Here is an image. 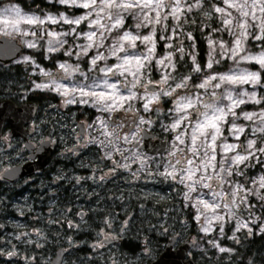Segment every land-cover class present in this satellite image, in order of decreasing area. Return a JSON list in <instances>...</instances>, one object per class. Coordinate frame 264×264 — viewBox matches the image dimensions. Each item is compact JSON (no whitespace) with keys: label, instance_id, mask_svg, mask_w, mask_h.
I'll list each match as a JSON object with an SVG mask.
<instances>
[{"label":"rangeland","instance_id":"374dc122","mask_svg":"<svg viewBox=\"0 0 264 264\" xmlns=\"http://www.w3.org/2000/svg\"><path fill=\"white\" fill-rule=\"evenodd\" d=\"M39 1H44L45 4L50 2L56 7L62 6L66 9H48ZM208 1L211 4L210 10L208 9V11L200 14ZM79 2L82 3L83 0H79ZM172 3L173 0H166V6L161 11V22L158 24H149L147 27L142 24L139 29H136L135 25L141 23L143 15L135 18L129 13H124L123 27L113 28L108 32L105 29L90 28L88 26L90 20L97 18L98 7L88 21H84L77 26L64 23L59 18L64 16L69 19H76L86 15L92 9H84L72 4H61L59 0H0V12L18 8L23 16H37L45 20L42 25H29L21 22L19 31H16L10 25L0 22V35L17 37L23 44V52L13 63L18 68L21 65L28 72L25 81L15 82V86L18 85L20 88L9 89L7 91L8 94L17 97L19 100H27L30 95H33L32 92L40 91L54 94L56 100L40 102V109L45 114H48L46 110L50 109L48 119L58 114L59 117L52 128L61 130L64 138H72L74 140V143L69 146L70 148L75 144L82 143L84 138L79 136L77 123L69 122L68 116L73 119L75 118L76 110L93 109L96 114L94 122L88 123L86 130L88 145L91 143L101 146L106 145V156H111L113 150L116 154L123 156L121 161L119 158L117 159L115 167H111L108 174L104 176L105 180H102L101 176H97L95 172H92L91 176L87 177L74 176L75 184L74 182L71 183L73 180L68 177L57 176V178L47 181H34L36 180L34 178L24 181V185L29 184L32 191L25 190V194L19 197L20 199L17 198L14 203H10L11 198H9L8 194L4 195L7 201L4 209L14 210L18 216L12 217L10 215L6 217L8 219L6 222L12 226V232L5 235V219H0V231L3 232L2 237L0 233V238L2 242L8 244L7 249L3 251V255L11 256L12 254L20 253L18 246L23 243L36 244L39 248L53 244L48 242H51L56 236L59 229L58 226L72 227L75 224L77 225L76 229L79 231L92 232L93 239L89 241L91 250L98 256L104 255L109 260V264H152L161 253H158V251L160 249L163 251L168 239L173 236H178L182 240L191 238L195 242L190 250V256L196 262L199 259L200 264H226L234 256L235 249L231 246L232 243L239 245L245 242L248 237L250 238L254 235L262 236L264 239V231H261V229H264V200L260 199V196L264 195V189L259 188L260 177L264 176V163H261V161H264V153L256 151L255 155L260 160L250 157L243 164L238 166L231 165L233 173L231 176L221 170L229 168V163L222 159L224 156L230 158L236 154L247 155L249 151L264 147V132L253 131L255 128L264 127L260 120V114L264 112V107L260 106L262 95H264V85L262 84L260 70L264 69V67H261L256 61L239 60V56H256L264 52V32L261 31V28L264 27V13L256 10L255 15L259 19H252L251 16L241 17L236 9L227 8V5L222 0H199L198 6L197 0H181V8L184 11L177 19L169 15L171 10L169 5ZM188 5H193L191 11L187 10ZM215 7H224L231 12V17L225 18L232 19V29L235 35L230 34L228 29L225 28L221 19L222 14L216 13ZM248 10L252 11V9ZM111 11L113 12L112 20L107 19L105 13H101V16L104 17L101 23L106 26H110L114 22L115 10ZM145 11L151 17H155L154 12ZM48 16L57 19L59 22L52 23L48 21ZM165 16H167V19L163 18ZM14 19H16L14 15L9 16L10 21ZM244 20H247L249 25L248 36L246 39H242L243 51L236 58V60H239L237 64L236 60H233L230 56L222 55L219 42H223L228 49L233 48L234 41L241 32L238 24ZM72 28H76V32L71 35L61 36L60 40L65 41V43L62 46L56 44L58 50L49 52L48 48L52 46L49 44L52 39L49 33H68L71 32ZM89 31H97L98 37L99 33L103 31L106 38L102 41L101 47H93L85 55L81 46L87 45L89 42L83 33ZM125 31L131 32L133 35L138 34L141 37L153 34L155 41L154 58L151 64L142 70L141 82L133 89L137 94V98L126 102L123 108L115 110H123L128 112L127 114L133 112L135 115H139L135 125L131 127L129 125L126 131H122V126L120 127L119 124L111 122V115L115 111H101L98 105L91 103V98H82L77 95L75 97L76 103L66 104L65 101L71 99V96L64 97L51 87H36L37 84L51 85L53 78L57 83L66 84L69 87L78 86V82L83 85H91L94 82L93 78H96L95 82L99 83L104 78L103 73L100 72L101 68L111 67L121 62L116 57L111 56L110 47ZM24 32H27L28 35H23ZM196 32L200 33V37L205 41V67H202L199 62ZM32 33H35V35ZM257 36L261 38L255 39ZM161 37H164V39H161ZM169 37H172V39H169ZM209 40L217 43L214 45L210 44ZM136 43L137 49L132 51L138 53L146 51L148 46L141 44L140 41ZM29 44H35L36 46L29 47ZM169 44L171 47H168ZM180 48H183V53L178 51ZM169 52L172 53L174 68H164L157 63L159 59L166 57ZM99 53H103L107 59L98 61L95 68H93L91 60ZM54 55L59 58L53 59ZM119 55L123 56L124 53ZM26 57L29 59L25 60ZM38 58H45L46 61L50 62V66L42 65L39 63ZM187 60L191 64V68L183 74L181 70L188 64L186 63ZM216 61H219V63ZM209 62L212 63L211 68L207 67ZM62 63L71 65L72 68H78L79 71L71 72L67 79H62V77L67 75L59 68ZM167 63L168 61L165 60V64ZM196 65L200 67L199 72L194 71ZM237 68L258 73L260 82L255 85L251 83L243 85L221 84L220 88H215V84L220 83V81L210 80L206 89L199 88V85L204 83L205 80H209L210 77L231 74ZM11 71V68H9V74ZM44 72L49 73V76H45ZM169 72L171 77L175 78L174 80L170 78L168 81V84L173 87L175 83L181 82L185 77H189L187 87L177 89L170 97L162 94L163 91H170L168 84L160 85L157 83L162 76ZM85 75L88 77L87 80L84 79ZM5 76L7 75H4L3 78ZM107 79L110 83L118 80L124 81V77L116 75H109ZM127 79L132 81L133 77L128 75ZM148 81H152L148 86L157 84L161 88L153 90L143 87L142 85ZM7 84L10 85L9 83ZM118 87H120L119 83ZM261 88H263V93ZM96 90H103V85ZM229 91L232 92L234 98H243L246 103L234 109L236 116L229 115L221 125L223 135L216 141L214 153L216 159L213 161L215 168L208 167L207 171H205L207 158L204 156V151L202 150L199 156H195L190 151L192 145L188 134L190 132L189 127L184 123L175 129L171 127L180 115L175 112V100L177 97L195 93L202 95L203 100L207 103L212 100L208 93L215 92L217 96L222 94L226 96ZM121 92L127 94L123 88H121ZM153 92L161 93L159 100L152 102L149 108L145 110L143 105L148 102ZM243 92H247L249 95L255 93L256 100L259 103L256 100H249L247 96L239 97V94ZM81 99H88L89 103H80ZM217 103L220 106H226L230 104V101L223 99ZM201 111H203V108H201ZM242 113H254V119L251 121L246 120L243 118ZM103 114L107 116H103ZM101 120L105 122L106 128L101 127ZM141 121H144V123H141ZM232 123L245 129L243 133L239 134L238 139L236 135L230 132ZM144 127L152 130L156 135H162L168 141L166 153L151 157V155L146 154L135 146L136 142L142 141L141 129ZM106 133H111V136L106 135ZM177 136H181L184 143L177 141ZM249 140L256 141L254 149H247L246 146ZM109 141H112V143L109 144ZM6 142L7 139L2 143L1 148L2 150L8 149L10 151L12 145L6 146ZM225 143L235 144L238 147L234 151L224 153L222 145ZM19 151H21V154H17L18 157L13 154L10 156L7 152L3 153V157H0V164H4L3 160L8 159L7 164L10 165L12 161L16 162L17 159L21 160L28 157L27 149L20 148ZM209 155H212V153L209 152ZM188 160H193L194 163L189 165ZM134 164L136 166L134 168L131 167ZM124 165H128V167H124ZM89 166L87 165V167ZM187 169H199V171H196L193 181L185 180L182 183L181 178L186 175L185 170ZM169 172H173L176 178L173 179L167 176ZM162 173L164 175H161ZM202 176L205 177L204 180L200 183H194ZM208 176L212 178L206 179ZM25 177L30 176L27 175ZM85 180H90L94 186L105 188L110 193V196L107 195V192L106 194H99L100 191L97 187H95L97 188L95 190L92 189V194H87L85 186L81 188L77 186L78 183L80 184ZM253 181H256V183ZM205 183L210 184L211 188L203 187ZM57 184H62V186L57 189ZM189 184H193L195 191L190 192ZM67 185H70L72 193L69 197H67L69 194H65L64 189ZM240 185H243V190H240L237 195H233L234 190L239 188ZM17 189L18 186L15 187V190ZM61 189L63 197L59 193ZM249 189L251 194L247 191ZM34 190L39 191L34 195ZM214 192L222 193L215 201L221 207L215 212L208 211L206 214L200 215L197 207H200L201 212H203V208L196 205L197 199L202 198L212 202L211 194ZM65 198L66 201L64 200ZM244 198H246V202ZM233 200H235V205H233ZM225 204L229 205L231 212L229 208L224 207ZM82 210H85L87 220L81 219L79 212ZM24 212L26 214H23ZM2 213L0 211V214ZM190 215L193 222L189 218ZM197 215H200L199 220L195 219ZM217 215L223 216L224 219H213ZM209 221H211L210 224ZM93 222L98 225L92 227L94 225ZM241 222L247 223L251 232L248 231V228H240L239 231H236ZM204 227H210L211 230L205 233L202 231ZM221 228L223 231H221ZM51 235L52 237H49ZM76 235L77 233H73V235L65 236L66 245L74 246ZM128 237L141 241L143 248L137 255L122 252L119 245L117 246L119 242H105L114 238H119L122 241ZM59 244L63 245L62 243ZM217 245L229 249V251L220 252ZM93 257L94 254L91 258ZM253 257L256 261L253 259L247 264H260L258 255ZM261 257L259 255V258ZM22 258L24 261L29 260V258H25V255Z\"/></svg>","mask_w":264,"mask_h":264},{"label":"snow or ice","instance_id":"6c2138e0","mask_svg":"<svg viewBox=\"0 0 264 264\" xmlns=\"http://www.w3.org/2000/svg\"><path fill=\"white\" fill-rule=\"evenodd\" d=\"M61 4H72L79 7H82L84 9H92V11H89L86 15H82L79 18L76 19H69L64 16H61L59 19L60 21H63L64 23L72 24V25H80L84 21H88L89 17L93 15V12L96 11V8H99V11L96 12L95 19L90 20L89 27L90 28H98V29H105L106 31L110 32L113 28H121L124 25V13H129L135 18H139L141 15H143V19L141 20V23H137L135 25L136 29H139L141 25L143 24L145 27H147L149 24L153 23H160L161 22V11L166 6V0H83L82 3L79 2V0H59ZM222 2L227 5V8L236 9L237 12L241 17H249L251 16L252 19H259L255 15L256 10H258L261 13H264V0H222ZM199 4V0H197V6ZM170 12L169 15L179 19V15L182 14L184 9L181 8V0H173V3L169 5ZM193 5H188L187 10L191 11ZM227 8L224 7H215V12L222 14L221 19L226 29H228L229 33L232 35H235V32L232 29V19L225 18V17H231V12L227 10ZM248 9H252L250 12ZM111 10H115V19L114 22L110 26H106L105 24L101 23V20L104 18L101 16V13H105L107 16V19L112 20L113 19V12ZM138 10V11H137ZM145 10H150L151 12L155 13V17H151L149 13ZM14 15L16 19L9 20V16ZM164 19H167V16L163 17ZM48 21H51L52 23H57V19L48 16ZM0 22H2L5 25H10L13 27L16 31H19V24L21 22L27 23L29 25H35V24H44L45 20L41 19L37 16H23L18 8H12L8 10H4L3 12H0ZM238 27L241 29V32L236 37L234 41V47L231 49H228L225 47L223 42H219V46L222 49V55L230 56L233 60H236V58L239 56L240 52L243 51L242 47V39H246L248 36V28L249 25L247 23V20H244L243 22H240L238 24ZM215 31V29H214ZM261 31L264 32V27L261 28ZM76 32V28H72L71 32L68 33H55L50 32L49 35L52 37V39L49 41V44L52 45L48 48L49 52L57 51L58 48L56 47V44H60L62 46L65 41H61L60 37L63 35H71L72 33ZM35 35V33H32ZM23 35H28L27 32H24ZM84 37L89 42L87 45L81 46L83 54L87 55L89 49H92L93 47L99 48L102 46V41L106 38L104 35V32L101 31L99 33V37L97 36V31H89L86 33H83ZM189 38L191 39V36L189 34ZM261 37L257 36L255 39H260ZM161 39H164V37H161ZM169 39H172V37H169ZM137 41H140L141 44H144L148 46L146 48V51L143 53H138L136 51L137 49ZM210 44H216L217 42L209 40ZM29 47H35V44H29ZM168 47H171L169 44ZM154 49H155V41L153 34H149L147 36H140V35H133L131 32L125 31L122 36H120L113 45L110 47V54L113 57H116L121 62L118 64H115L111 67H105L101 68L100 72L103 73L104 78L99 82L96 83V78H93V83L91 85H83L82 83L78 82V86H72L69 87L66 84L57 83L56 80L53 78L51 85L50 84H37V88H49L51 87L54 91L61 94L64 97L71 96V99H67L65 101L66 104L76 103V96L79 95L80 97H88L91 98V103L93 105H98L99 109L101 111H115L119 108H123L124 104L128 101L134 100L137 98L136 92L133 91L134 88L137 87L138 84L141 82V76L143 75L142 70L145 69L148 65L151 64L153 58H154ZM181 53H183V48L178 49ZM120 53H124L123 56L119 55ZM70 54V53H69ZM29 58H25V60H28ZM107 57L104 56L103 53L97 54L92 60L91 64L93 68L97 65L98 61L106 60ZM165 60L168 61L167 64H165ZM194 60V57H193ZM239 60H252L256 61L260 64L261 67H264V52H261L259 55L256 56H239ZM239 60H236L237 64L239 63ZM219 63V61H216ZM157 63L164 68L172 67L174 68V65L172 64V53L169 52L168 55L162 59H159ZM207 67L211 68L212 63L209 62ZM59 68L63 70L67 75L65 77H62V79H67L68 76L71 75V72H77L79 71L78 68H72L71 65L66 64H60ZM194 71L199 72L200 67L199 65H196L194 68ZM45 76H49V73L44 72ZM109 75H116L118 77H124V81H117L110 83L107 77ZM131 75L133 77L132 81H129L127 79V76ZM174 77H171V73L162 76L161 80L158 81L160 85H166L168 84L169 79ZM84 79L87 80L88 77L85 75ZM189 77L183 78L181 82L175 83V86L168 84V87L170 88V91H163L162 94L164 96H172V93L175 92L177 89L185 88L187 87V80ZM210 80H219L220 83L215 84V88H220L221 84H229V85H243L251 83L253 85L258 84L260 82L259 74L256 72H249L246 70L241 69H235L231 74H222L219 76H212L209 78V80H205L204 83L199 85V88L206 89L208 87V84ZM118 83L120 84V87H118ZM152 81H148L146 84L142 85L143 87L147 88L148 84H151ZM101 85H103V90L97 91L96 89H100ZM121 88H123L127 94H124L121 92ZM161 93L153 92L151 94L150 99L147 103L143 105L144 109L147 110L149 108V105L159 100V96ZM212 100L210 102H205L202 98V95L198 94H192V95H186L183 97H177L175 100V112L179 115V118L176 120L175 123L172 124V128L175 129L179 127L182 123L186 124L190 132L188 133L190 136V143L191 148L190 151L195 155L199 156L200 152L204 151V156L207 158V163L205 164V171H207L208 167L215 168V165L213 164V161H215V148H216V141L219 137L223 135L221 131V125L225 122L226 118L229 115H232L233 117L236 116V112L234 109L238 108L240 105L245 104L246 100L243 98H234L232 95V92H227L225 95L217 96L215 92L208 93ZM247 96L249 100H256L255 93L248 94L247 92H243L239 94V97ZM223 99H227L230 101V104L226 106H220L218 101H222ZM80 103H89L88 99H81L79 101ZM257 103H259L258 100H256ZM201 108H203V111H201ZM243 118L246 120H253L255 114L254 113H242ZM260 120L261 123L264 124V112L260 114ZM141 123H144V121H141ZM100 125L103 128H106V124L104 121H100ZM91 127V126H89ZM245 131L244 127L239 126L235 123H232L230 132L234 135H236V138H239V134L243 133ZM254 132H264V127H259L253 129ZM106 135L111 136V133H106ZM125 139H127L125 137ZM176 140L180 143H184V141L181 139V136H177ZM109 144L112 143V141L108 142ZM256 141L255 140H249L247 142V149H254L255 148ZM238 145L235 144H223L222 149L224 153H227L229 151H234ZM256 151L260 153H264V147H261L259 149H255V151H249L247 155H240L236 154L230 158L227 156H224L222 159L225 162L229 163V168L227 169H221L222 171L227 172L228 176H231L232 170L231 165H240L243 164L246 160H248L250 157H255L257 160H260L259 157H256L255 153ZM209 152L212 153V155H209ZM179 163V161H178ZM193 160H188V164H193ZM204 163V161H202ZM261 163H264V161H261ZM124 167H128V165H124ZM186 175L181 178V182L183 183L185 180L187 181H193L196 171H199V169L193 170V169H187ZM161 175H164L163 173ZM219 175V173H217ZM167 176L172 177L173 179L176 178L175 174L173 172L167 173ZM211 176L206 177V179H211ZM103 179V177H101ZM205 177H200L199 180H196L194 183H200L202 180H204ZM223 179V178H221ZM256 183V181H253ZM190 192L195 191V188L193 184L188 185ZM205 188H211L210 184L205 183L203 185ZM259 188L264 189V176L260 177L259 180ZM240 190H243V185H240L239 188L235 189L233 192V195H237ZM251 194V190H247ZM212 195V202H209L208 200L198 198L196 201V205L202 206L203 212L200 211V207H197L198 213L200 215L206 214L208 211H213L219 209L221 205L216 201L217 197H220L222 193L214 192ZM261 200H264V195L260 196ZM244 201L246 202V198H244ZM233 205H235V200H233ZM225 208H229V211L231 212V209L228 204L224 205ZM200 215H197L195 219L199 220ZM213 219L216 220H223V216H214ZM211 221H209V224ZM72 226V225H70ZM240 228H248V224L241 222L239 226L237 227L236 231H239ZM211 229L210 227H204L202 231L205 233L209 232ZM221 231L223 229L221 228ZM248 231L251 232V229L248 228ZM261 231H264V229H261ZM217 247H219L217 245ZM220 252H226L229 251V249L219 247Z\"/></svg>","mask_w":264,"mask_h":264},{"label":"flooded vegetation","instance_id":"af4514ba","mask_svg":"<svg viewBox=\"0 0 264 264\" xmlns=\"http://www.w3.org/2000/svg\"><path fill=\"white\" fill-rule=\"evenodd\" d=\"M14 61L6 64H0V103L3 100L6 99H12L15 103L18 105H22L24 103H27L31 100H19L17 97L13 95L8 94V90L11 89H18L20 86H15V83H12L8 85L5 80H1V78L8 74L9 68H13L16 65L13 63ZM14 98L16 101L14 100ZM36 105H38V109L36 111L35 116L33 117L32 121L25 126L26 130H31V132H27L25 135H19V136H12L11 133V125L9 122H5L3 125L2 130V136L0 137V157H3V153L7 152L8 155L12 156L15 155L18 157L17 154H21V151H19L20 148H25L28 151V157L26 159H17L16 162L10 163V165L7 164V160H3L5 162L4 164H0V211L3 212L5 209V206L7 204V201L4 198V195L8 194L9 198H11L10 203H14L17 198L22 197L23 194H25V190H31L30 185L25 184V180H31L36 179L34 181L38 180H51L52 178L59 177H68L72 179L71 183L74 182L75 184V178L74 176L80 175V176H91L92 172L97 173V176L103 177L102 180H105L104 176L108 174V171L111 167H115L116 161L119 158L123 159V156H120V154H116V152L113 150L111 156H106L105 150L106 145L101 146L99 144H93L91 143L88 145V139L86 137V130L88 123L94 122L95 117V111L93 109L85 108V110L77 111L75 118H69V122L77 123L78 125V132L79 136L81 138H84L82 143L75 144L69 147L74 143V140L72 138L66 139L62 136L61 130H55L52 128L54 122L58 119V114H55L52 116V118L48 119L49 110H46L48 114L44 113V111H41L40 103H36L32 101ZM141 112V111H140ZM128 112H124L123 110L115 111L111 115V122L114 124H119V126H122V131H126V129L135 125L137 122L139 115H135L133 112H130V114H127ZM70 115V114H67ZM103 116H107L106 114H103ZM146 128V127H144ZM141 129V130H144ZM152 131V130H150ZM143 132V131H142ZM154 134V133H153ZM143 136V135H142ZM155 138L163 137L154 134ZM143 138V137H142ZM7 139V142L5 143L6 146H11V150L8 149L2 150L1 145L4 143V140ZM65 141V142H62ZM53 145V151L49 157V160L45 166H43L41 169H37L30 177H20L15 179L14 181H7L9 178L8 172L11 169H16L28 162L37 160L39 158L41 147L51 146ZM144 140L142 139L141 142H136L135 146L139 147L141 150H143L146 154L151 155V157L155 155H160L162 153L158 154H152L150 152H147L143 149ZM70 148V150H68ZM168 150V149H167ZM71 151V152H70ZM165 151L164 153H166ZM1 162V161H0ZM87 165H90L87 167ZM136 164L132 165L131 167H135ZM96 167V168H95ZM120 169V167H118ZM121 170V169H120ZM123 171V170H121ZM7 179V180H6ZM101 185V182H100ZM18 186V189L15 190V187ZM62 184H57V189L60 188ZM78 188H81L82 186H85L87 194H92V189H99V194H106L110 196V193L105 189L98 187L97 185H92V182L90 180H85L84 182L78 183ZM97 187V188H95ZM65 194H69L67 197L71 196L70 191V185H67L64 187ZM39 190H34L33 194L35 195L36 192ZM95 192V191H93ZM62 194V189L59 192ZM109 193V194H108ZM98 194V195H99ZM16 195L17 197H12ZM63 195V194H62ZM38 202V200H37ZM38 205V203H37ZM81 219L86 220L87 217L85 216V210H82L79 212ZM3 220V219H1ZM73 223V222H72ZM94 223V222H93ZM76 225V224H75ZM98 224L94 223L93 226H96ZM194 233V232H192ZM191 236V235H190ZM189 236V237H190ZM185 240H182L176 236V243L175 248L180 247ZM169 243V240L167 241L166 245ZM195 243V242H194ZM194 246V245H193ZM192 246V247H193ZM191 247V248H192ZM190 254V251H189ZM197 264H200L199 259H197Z\"/></svg>","mask_w":264,"mask_h":264},{"label":"trees","instance_id":"16d2710c","mask_svg":"<svg viewBox=\"0 0 264 264\" xmlns=\"http://www.w3.org/2000/svg\"><path fill=\"white\" fill-rule=\"evenodd\" d=\"M41 3H43V5L48 9H51V8L63 9V10L66 9L65 7H62V6L56 7L54 4L50 2L45 4V2L42 1ZM210 6L211 4L209 3V1L206 2V5L203 11L200 14L208 11V9L210 10L211 8ZM195 35L198 40L199 62L202 65V67H205V51H206L205 41L202 39V37H200L201 35L200 33L196 32ZM58 58L59 57H57V55L53 56V59H58ZM38 61L42 65L50 66V62L46 61L45 58H38ZM186 63H188L186 64V67L183 70H181V73L183 74L189 71L191 68V64L188 62V60L186 61ZM13 68H11L12 71L10 74L6 73L7 76L3 78V81L5 80V82L9 84L15 83L16 81H25L27 77V73H28L27 70L25 71L21 65L19 68L17 66ZM260 71H261V77H262V84L264 85V69H261ZM261 91L263 93V88H261ZM32 94L33 95L32 96L30 95L28 100L34 101L36 103H40L44 100H47V102L56 100V96L49 92L39 91V92H32ZM14 100L16 99L14 98ZM16 101H19V100H16ZM260 106L264 107V95H262V102ZM159 136H162V135L159 134ZM60 195L63 197L62 194ZM12 197L16 198L17 196L14 195ZM64 200L66 201V198ZM23 214H26V212H24ZM10 215L12 217L18 216V214L15 213L14 210H10V209L4 210L3 213L0 214V219H3V218L5 219L6 231H4V235L6 233L10 234L12 232L11 224L6 222L8 220L6 217ZM189 218L193 222L191 215L189 216ZM65 223L68 224L67 222ZM39 224H41V222H39ZM58 227L59 229H58L56 236L51 240V242L50 241L48 242V243H53V244H49L47 246L39 248V246H37L36 244H24L23 243L18 246L20 249V253L12 254L11 256L3 255V251L7 249L8 244L5 242H2L1 241L2 239L0 238V264H52V260L57 250L60 247H64V246L65 247L67 246L68 250H67V253L65 255V258L62 264H109V260L106 259L104 255L98 256L96 253H94L91 250V247L89 246V241H92L93 239L92 232L88 233V231H84V230L79 231L76 229L77 225H73L72 227L61 225ZM0 233L2 237L3 232L0 231ZM73 233H77V235L75 236L76 239H75L74 246L66 245L65 236L73 235ZM49 237H52V235ZM59 243H62L63 245H60ZM118 245L121 248L122 252H125L126 254H130V255H137L143 248V245L140 240H136V239L129 238V237L117 243V246ZM231 246L235 249L233 253L234 256L226 264H247L249 263V261L253 259L255 260V258L253 257L254 255H258L259 263L264 264V239L262 238V236L254 235L253 237H250V238L248 237L245 242H242L239 245H234L232 243ZM161 250L162 249H160L158 253L162 252ZM93 254H94V257L91 258ZM24 255H25V258H29V260L24 261L22 258L24 257ZM259 255H261L262 257L259 258ZM31 257H32V260H31ZM119 264H124V263H119Z\"/></svg>","mask_w":264,"mask_h":264},{"label":"water","instance_id":"95a60500","mask_svg":"<svg viewBox=\"0 0 264 264\" xmlns=\"http://www.w3.org/2000/svg\"><path fill=\"white\" fill-rule=\"evenodd\" d=\"M23 52V44L17 37L0 36V64L10 63L16 60ZM148 88L158 90L160 85L152 84ZM38 105L32 101H28L22 105H18L12 99L3 100L0 103V137L2 136L3 125L7 121L11 125V135H25L31 130H26L25 126L29 124L36 114ZM144 150L152 154L164 153L167 150L168 141L161 138H155L153 133L148 130H143ZM39 158L28 162L16 169H11L8 174L7 181H14L17 178L32 175L37 169L45 166L53 151V145L41 147ZM106 243H117L119 239H109ZM176 236L170 238L169 243L162 253L152 264H197L196 261L188 257L190 248L194 244L191 238H188L180 247L175 248ZM67 250L59 248L52 260V264H62Z\"/></svg>","mask_w":264,"mask_h":264}]
</instances>
